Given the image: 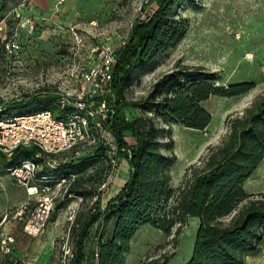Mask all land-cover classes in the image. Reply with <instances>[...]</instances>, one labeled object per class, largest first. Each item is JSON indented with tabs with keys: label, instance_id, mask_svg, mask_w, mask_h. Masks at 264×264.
I'll use <instances>...</instances> for the list:
<instances>
[{
	"label": "rangeland",
	"instance_id": "rangeland-1",
	"mask_svg": "<svg viewBox=\"0 0 264 264\" xmlns=\"http://www.w3.org/2000/svg\"><path fill=\"white\" fill-rule=\"evenodd\" d=\"M138 3L139 0H6L0 7V110L15 101L35 97L53 101V115H61V101L68 103L65 108L71 105L79 90L80 74L95 64L91 49L114 47L129 36ZM173 17L187 22L184 39L131 75L124 90L127 103L143 100L153 85L178 65L203 67L217 76L218 86L255 84L254 89L238 98L213 96L203 103L211 116L205 131L181 126L168 128L177 158L170 171V187L176 189L185 169L197 165L208 148L220 145L227 136L228 122L241 117L264 95V0H180ZM108 100L113 102V98ZM123 111L128 121L141 115L129 107ZM101 133L104 139H110L104 127ZM206 142L208 147L203 149ZM13 163L14 159L9 162L0 155L2 168L7 169ZM88 166L76 187L77 192L86 195V202L77 216L74 251L79 231L91 215L89 198L104 168L101 161L89 162ZM258 179L264 180V171ZM25 201L24 189L0 171V215ZM66 206L67 203H56L54 221L36 238L17 237L21 264H58ZM56 220L57 226L53 224ZM197 226V220L190 219L179 235L174 229L167 238L149 225L140 227L129 241L124 264H151L164 258L168 259L166 264H186L192 254ZM111 227L110 223L102 227L95 224L87 231L83 264H95L90 255L97 250L99 232L103 233L104 241ZM260 250V253L264 250V244Z\"/></svg>",
	"mask_w": 264,
	"mask_h": 264
},
{
	"label": "trees",
	"instance_id": "trees-1",
	"mask_svg": "<svg viewBox=\"0 0 264 264\" xmlns=\"http://www.w3.org/2000/svg\"><path fill=\"white\" fill-rule=\"evenodd\" d=\"M179 1L155 0L133 24L126 45L116 53L111 103L114 115L105 129L114 138L118 156L127 161L129 176L119 193L106 202L104 211L91 214L85 221L70 264L85 262L83 241L95 224L102 227L110 223L112 226L104 241L103 233L99 232L97 250L90 255L95 264H124L129 241L144 225L167 238L174 229L179 235L190 219H196L198 226L192 254L186 264H244L247 257L259 254L264 244V193L253 195L244 190V184L264 160V95L241 117L230 120L228 134L220 145L208 148L197 165L185 169L179 186L170 187V171L177 158L168 128L181 126L203 132L211 121L210 114L202 107L204 102L213 96L240 97L254 89L255 84L241 82L218 86L217 76L203 67L178 65L162 76L143 100L127 103L124 99L131 75L184 39L187 22L173 17ZM5 2L0 0V7ZM52 104L53 101L46 99L27 97L0 110V120L52 113ZM125 107L138 110L141 115L127 121L123 116ZM125 133L133 137L134 145H126ZM33 153L30 149L18 150L12 157L14 163L7 169L29 159ZM101 156L99 150L92 157L53 171L45 169L39 175L57 179L69 172L77 173L79 179L73 192L86 199L76 187L82 174L90 168L87 164L100 162ZM55 209L56 206L48 223L53 220ZM167 261L164 258L151 264H166Z\"/></svg>",
	"mask_w": 264,
	"mask_h": 264
},
{
	"label": "built area",
	"instance_id": "built-area-1",
	"mask_svg": "<svg viewBox=\"0 0 264 264\" xmlns=\"http://www.w3.org/2000/svg\"><path fill=\"white\" fill-rule=\"evenodd\" d=\"M155 0H139L134 21H139ZM133 23V24H134ZM131 25V28L133 26ZM128 35L116 46L103 45L91 49L95 64L80 74V86L69 107L61 101V116L41 112L28 117L0 120V155L8 161L18 150H33L32 156L19 165L0 171L9 175L17 187L23 188L26 201L0 215V255L5 264H20L6 261L11 257L15 243L13 236L4 228L10 222L22 225V232L36 238L45 229L56 203L66 202L63 231L59 238L58 264H70L73 255L74 232L79 227L77 216L85 198L73 192L79 175L69 172L57 179L39 175L43 170L59 167L92 157L102 151L104 165L102 177L90 196V214L102 213L106 207V194L118 167L117 145L105 124L114 115L108 99L112 94V73L116 64V53L127 43ZM65 109V110H64ZM108 132L109 140L102 137V128Z\"/></svg>",
	"mask_w": 264,
	"mask_h": 264
},
{
	"label": "crops",
	"instance_id": "crops-1",
	"mask_svg": "<svg viewBox=\"0 0 264 264\" xmlns=\"http://www.w3.org/2000/svg\"><path fill=\"white\" fill-rule=\"evenodd\" d=\"M236 98H238V97H236ZM208 101L209 100H207L206 102H208ZM206 102H204V103H206ZM237 110H238V108H236V111ZM130 113L133 115L132 111H130L129 114ZM125 120L128 121L127 118H125ZM126 134H128V137H124V141H125L126 145L127 146L134 145L135 142H134L133 137L129 133H126ZM207 147H208V143L206 142L203 145V149H206ZM263 165H264V160H263L262 164L260 165V167L257 169L256 174L254 176H252L244 184V190L247 194H253L254 195V194L264 193V180L260 181V179H258L262 175V171H264ZM128 176H129L128 163L125 159L119 158V167H118L117 173H116L111 185L109 186V188L107 190L106 202L113 199L119 193V191L121 190L123 185L127 182ZM53 224L57 226V224H58L57 220ZM5 231L8 234H10L11 236H13L14 239L17 241H18V239H17L18 236H20V239L21 238H25V239H29V240L33 239V238L28 237L25 234H23L22 225H21V223H19L17 221L10 222L5 227ZM16 245H17V243H14V245L12 247L11 257L6 259V261H8V262L9 261L10 262L11 261H17L21 264V260H20V256H19V249H18V246H16ZM0 264H5V261L4 260L0 261ZM244 264H264V250L259 255L247 257L245 259Z\"/></svg>",
	"mask_w": 264,
	"mask_h": 264
}]
</instances>
